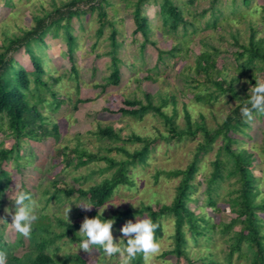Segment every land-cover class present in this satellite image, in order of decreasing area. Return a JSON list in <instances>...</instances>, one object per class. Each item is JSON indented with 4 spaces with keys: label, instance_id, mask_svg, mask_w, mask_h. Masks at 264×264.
<instances>
[{
    "label": "rangeland",
    "instance_id": "obj_1",
    "mask_svg": "<svg viewBox=\"0 0 264 264\" xmlns=\"http://www.w3.org/2000/svg\"><path fill=\"white\" fill-rule=\"evenodd\" d=\"M72 1L75 0H0V51L5 50L11 39L34 27L37 19ZM78 1L81 6L86 0ZM136 1L106 0L104 10L108 24L104 26L102 34H99L101 25L98 11L75 17L71 32L76 39V46L71 61L66 53L63 30H60L57 39L52 37V33L47 34L44 39L46 46L34 45L35 51L44 61L46 74L43 81L51 84L58 98L63 101L56 111L43 110L51 125L58 124L61 136L58 141L49 138L40 142H22L20 167H17V162L13 159L2 163V169L9 173L11 182L0 204V219L9 223L12 221V215L5 212V209L11 208L14 213L15 205L10 199L9 189H14L17 184L21 190L25 186L31 192L36 201V213L42 212L55 222L56 218L65 217V206L73 204L69 221H83L85 216L94 211H85L75 205L85 199L73 195L60 202L53 200L47 203L44 192L53 191L55 181L61 186L88 188L102 182L112 171H106L107 164L104 161H95L80 167H76L75 162L68 166L60 154L61 151L68 152L79 147L119 161L126 157L109 150L118 147L130 153L138 151L142 143L133 141L135 136L151 142L147 164H139L134 170L137 174L136 189L122 188L118 191L109 201L112 205H109L104 216L110 215L114 210H140L143 206L171 205L181 178L162 175L156 180L155 175L159 172L185 169L203 141V134L198 132L195 137L169 140L161 116L151 113L144 118H133L118 113L121 108L126 107L125 101L140 100L146 103V92L154 96V103L158 105L162 98L173 96L176 105L170 103L164 111L169 116L176 112L178 130L187 129L185 110L190 114L193 125L205 123L208 129L213 130L232 109L249 98L251 88L257 81L264 82V69H260L261 64L243 70L238 66L245 59L238 62L234 55L239 49L235 40L241 45H248L253 31L256 41L263 40L264 45V0H219L214 10L210 9L211 0H195L193 3L190 0H174L189 22L186 28L180 26L177 31L164 26L159 15L161 1L150 0L143 7V13L150 21L149 40L153 44H147L144 49L141 33H135ZM114 28L121 44L118 57L121 60L123 78L119 86L103 90L99 85L104 84L112 72L111 60L106 53L111 49L109 37ZM215 50H218L215 58L220 71L216 74V79L225 82L224 92L212 84L197 86L193 82L197 77L195 69L199 55L205 52L214 53ZM160 51L164 53L162 62L159 61ZM170 51L173 55L169 54ZM13 56L21 66L29 65V58L23 48ZM72 65L76 66L78 75L71 71ZM147 77L151 79L147 80ZM53 79L59 82L54 83ZM43 94L51 100L50 94ZM200 95H209L210 101L205 103L198 100ZM106 127L112 128L120 138L115 140L98 137L96 131ZM238 139L239 143L233 149L244 148L256 154L252 171L264 183V113L254 114L251 128L246 130V134L239 135ZM222 143V140H218L209 153L199 156L200 172L195 180L197 189L193 195L194 201L189 204L192 211L198 216L203 215L217 229L209 234L210 239L204 237L200 238L198 244H190L188 254L191 260L205 257L220 264H229L227 253L230 238L241 228L237 225L233 231L224 232L225 225L234 217L230 201L237 196V178L226 177L214 193L218 211L208 204L205 189V179L213 170L212 163ZM13 144V138L0 134V151L9 149ZM222 159L227 162L225 155H222ZM225 175L228 176V171H225ZM263 192L262 188L258 201L264 197ZM96 211L99 212V209ZM146 216L145 214L137 218ZM132 219L135 222V217ZM162 222L164 235L159 239L162 251L151 264H187L186 260H177L174 255L162 256L173 248L174 217H164ZM124 224L113 230L114 237H117L114 242H118L121 236L119 230ZM0 235L8 245H15L13 253L16 257L20 258L29 251V237L23 236L3 221H0ZM74 244L76 243L64 239L59 241L58 255L62 257L65 254L88 253L95 259L104 257L108 264L119 263L118 254L109 258L97 249L91 252L79 250L78 253L70 251ZM248 252L244 245L242 255L236 253L231 264H250Z\"/></svg>",
    "mask_w": 264,
    "mask_h": 264
},
{
    "label": "trees",
    "instance_id": "obj_2",
    "mask_svg": "<svg viewBox=\"0 0 264 264\" xmlns=\"http://www.w3.org/2000/svg\"><path fill=\"white\" fill-rule=\"evenodd\" d=\"M106 0H86L80 6L78 0L72 1L61 8H57L51 14L39 18L35 21L34 27L23 32L22 35L14 37L0 51V134L14 139V144L9 149L0 151V204L3 202L5 193L10 185L11 179L9 173L2 169V163L9 160H15L17 167H20V150L24 141H43L45 139L59 140L61 134L58 124L51 125V122L44 114L43 110L59 109L63 103L57 96L52 85L43 81L46 74L43 59L37 54L34 45L40 47L46 46L45 36L52 33L54 39L58 38L60 30L65 33L67 45V54L70 61L73 59V52L76 46V39L73 37L71 29L73 19L82 15L98 11L100 29L99 34L103 33L104 26L108 24L106 12L104 10ZM157 1V0H153ZM159 15L163 24L173 31H177L180 26L186 28L189 22L185 19L182 9L174 0H160ZM195 0H190L193 3ZM150 0H137L134 7V26L135 33H141L143 37L142 49L150 42L149 35L151 25L148 17L143 13V7ZM248 3L247 1H245ZM219 0H211V10H214ZM85 4V5H84ZM264 15V7H263ZM110 39V51L106 54L111 60V74L105 79L104 84L99 85L103 90L108 87L119 86L122 82L123 72L121 69V60L118 57L121 44L117 38V30L114 28ZM235 45L239 48L234 52L236 60L239 62L245 59L238 68L249 69L255 64H261L260 69H264V45L263 40L256 41L254 31L251 34L248 45H241L235 40ZM24 49L29 58L27 67L21 66L14 58V54L20 49ZM218 50L214 53L205 52L199 55L196 62V76L193 82L199 85L212 84L220 91L224 92L225 82H219L216 74L220 71L217 68L215 58ZM163 52H159V61H163ZM169 54L173 55L170 51ZM71 71L78 75L75 65H72ZM147 80L151 77H147ZM54 83L59 80L53 79ZM231 89V87H229ZM50 94L51 100H48L43 93ZM145 102L140 100H126L124 108L118 113L123 116L133 118H144L148 114L154 113L163 118L166 125L169 140H183L184 137H195L198 132H202L203 141L198 145L193 160L183 170L170 172H159L155 175L158 180L162 175L168 178H181L176 189L175 197L171 205L157 204L155 207L143 206L140 210L128 208L126 210H114L110 215L104 218H113L115 223L113 230L117 229L127 220L137 216L150 217L159 225L155 229V237L159 241L164 235V217H174L173 248L163 253L167 257L174 255L177 260L184 259L187 264H220L215 260L201 257L191 260L188 254L190 244H198L200 238L207 237L217 229L203 215L198 216L190 208V202L194 201L193 195L196 192V177L200 172L199 156L209 153L213 145L222 140V147L219 148L217 157L212 163L213 170L205 179V189L207 202L215 210H219L217 203L213 198L214 193L218 191L221 183L226 177H236L239 186L237 196L230 201L232 214L234 217L229 224L225 225L224 232L233 231L237 225L241 228L230 238L227 261L229 264L236 253H243V247L246 245L250 255V264H264V197L258 201L259 196L264 189L263 179L257 178L252 169L256 162V154L244 148L233 149L239 143L238 136L246 134V130L251 128V120L243 116L240 109L246 103L242 101L232 109L224 121L215 129L210 130L205 123L193 125L190 114L185 110L186 130H178L176 124V112L168 115L164 108L170 103L176 105L175 97L162 98L161 103H154V96L150 93L144 95ZM198 100L208 103L209 95H200ZM85 102L86 100H82ZM80 101V102H82ZM258 113L254 110L253 115ZM100 138L119 139V135L110 127L100 128L96 131ZM133 141L142 143L141 149L130 153L124 148L113 147L109 152L121 153L126 159L117 161L111 156L90 153L88 150L76 147L68 152L61 151L64 162L70 166L76 162V167L88 165L95 161H104L107 164L106 171H112L111 175L102 182L91 185L88 188L61 186L57 181L53 182V191L46 190L44 196L47 197V203L63 201L64 198L77 195L78 198L92 200L97 206L108 203L114 195L124 189H136L137 181L134 170L139 164L146 165L150 155L151 142L141 137L135 136ZM64 152V153H63ZM222 155L227 157V162L223 161ZM228 166H231L228 168ZM228 171V176L225 175ZM23 190L30 192L25 186ZM31 193V192H30ZM264 193V192H263ZM88 217H95L98 208ZM39 217L33 222L32 232L29 237L30 248L22 257H16L13 253L15 245H8L0 235V249L8 253V264H108L104 257L95 259L88 253L75 254L60 257L59 241L67 240L71 243H77L80 239L78 230L82 223L81 220L68 222L65 217L56 218L55 222L50 216L42 212L36 213ZM59 229V231L57 230ZM20 238V237H19ZM103 254V249H99ZM103 256V255H101ZM119 264V263H118ZM132 264H145L142 253L137 254Z\"/></svg>",
    "mask_w": 264,
    "mask_h": 264
},
{
    "label": "clouds",
    "instance_id": "obj_3",
    "mask_svg": "<svg viewBox=\"0 0 264 264\" xmlns=\"http://www.w3.org/2000/svg\"><path fill=\"white\" fill-rule=\"evenodd\" d=\"M254 110L264 113V82H256L255 86L251 88V95L240 109L242 115L248 120L253 119ZM9 191L15 210L13 213L11 208H6L5 212L12 215V221L11 223L5 219H0V221L5 222L23 236L30 237L33 222L39 219L36 214V201L30 192L21 190L17 184L14 189H9ZM72 205H66L63 211L68 222ZM75 205L85 211H90L96 207L99 212L95 217H84L78 231L80 239L71 246L70 251L74 250L78 253L79 250L91 252L93 249H103V254L106 257L110 258L118 254L119 264H132L139 253L143 254L145 264H151L156 256L161 253V244L155 237V229L159 225L150 217L146 216L142 219L135 217V222L133 219L127 220L119 230L121 236L118 238V242H114L117 239L113 235L115 219L104 218V212L109 205H112L110 202L97 206L94 201L89 199L81 200ZM0 264H8V253L3 249H0Z\"/></svg>",
    "mask_w": 264,
    "mask_h": 264
}]
</instances>
